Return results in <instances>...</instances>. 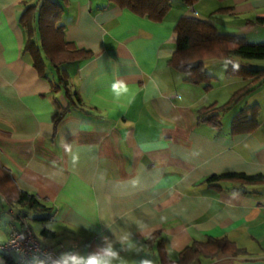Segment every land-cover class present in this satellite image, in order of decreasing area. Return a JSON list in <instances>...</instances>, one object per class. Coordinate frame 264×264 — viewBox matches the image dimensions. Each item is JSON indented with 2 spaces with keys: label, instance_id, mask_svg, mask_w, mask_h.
Listing matches in <instances>:
<instances>
[{
  "label": "crops",
  "instance_id": "obj_1",
  "mask_svg": "<svg viewBox=\"0 0 264 264\" xmlns=\"http://www.w3.org/2000/svg\"><path fill=\"white\" fill-rule=\"evenodd\" d=\"M51 1L62 8L58 24L64 42L90 54L59 68L81 102L55 130L52 117L67 101L62 92H50L23 54L27 35L20 17L39 0H0V165L20 190L49 208L33 212L0 201V244L10 226L20 228L23 221L41 245L59 255H86L105 237L120 249L116 237L128 233L140 249L121 252L129 264L141 259L159 264V239L168 260L175 262L192 242L208 238H225L237 253L198 264H264V192L235 183H204L226 173L264 175V85L234 107L258 108L255 129L231 134L234 115L220 114L217 130L198 123L197 111L224 105L250 80L226 76V83L216 86L208 67L222 65L210 60L204 69L214 80L204 90L166 66L180 17L206 22L219 34L248 43H264V27L253 22L264 18V0H196L190 7L170 0L160 23L108 0ZM224 9L228 12L216 13ZM235 64L264 69L251 61ZM47 74L56 80L50 67ZM118 81L129 89L119 100L112 91ZM42 230L53 236H41ZM155 233L159 238L148 246L146 240Z\"/></svg>",
  "mask_w": 264,
  "mask_h": 264
},
{
  "label": "trees",
  "instance_id": "obj_2",
  "mask_svg": "<svg viewBox=\"0 0 264 264\" xmlns=\"http://www.w3.org/2000/svg\"><path fill=\"white\" fill-rule=\"evenodd\" d=\"M63 2V0H57ZM121 9L145 18L154 23H160L171 9L170 0H108ZM185 6H192L196 0H180ZM224 1V0H217ZM228 10H218L216 13H227ZM62 8L51 0H39L37 5L27 6L20 17V23L26 33V42L23 54L28 57L32 68L38 77L46 80L50 92H62L67 106L52 117L54 130L69 109L80 104L77 93H71L68 87V76L59 68L65 64L83 61L90 57L88 52L76 50L72 45L64 42L63 29L59 26ZM254 24L264 27V18H257ZM176 36L175 47L166 66L184 76V81L193 85H203L204 90L210 89V82L214 79L207 76L204 62L210 60L225 61L229 65L225 76L250 80L246 87L235 92L228 102L217 107L212 105L197 111L198 123H206L215 129H220L219 115L227 113L231 108L241 102L245 96L251 94L264 83V69H235L233 65L237 60L252 61L264 60V43H248L243 38L233 35L219 34L215 28L203 21L180 17L174 28ZM50 67L56 75L52 81L47 68ZM258 108L252 106L240 110L230 121V133L241 134L252 132L256 125ZM204 183L210 187L219 183H235L241 188L260 187L264 192V175H245L241 173H226L212 175ZM0 198L7 205H16L33 212H47L45 207L34 195L20 190L11 174L0 165ZM48 219V218H46ZM41 236L48 238L53 234L47 230L41 231ZM159 233L152 234L146 244L159 238ZM158 252L159 264H198L202 259H214L218 255H235L237 253L233 244L225 238H208L204 242H192L184 248L175 262L166 257L162 240L155 245ZM3 257V256H2ZM3 264H15L12 259L3 257ZM21 263L23 262L20 260Z\"/></svg>",
  "mask_w": 264,
  "mask_h": 264
},
{
  "label": "clouds",
  "instance_id": "obj_3",
  "mask_svg": "<svg viewBox=\"0 0 264 264\" xmlns=\"http://www.w3.org/2000/svg\"><path fill=\"white\" fill-rule=\"evenodd\" d=\"M233 67L238 69L239 65L234 64ZM112 91L117 100H119L123 95L128 94L129 89L123 81H118L113 83ZM67 150L71 151L70 148ZM72 159L75 162L76 156L73 155ZM116 242L120 244V249L115 247L114 240L105 237L102 245L98 246L96 250L90 251L86 255L75 251L64 252L54 258L53 264H129V261L121 252L123 250H134L139 253L140 251L130 239L128 233H123L116 237ZM140 264H152V261L150 259H141Z\"/></svg>",
  "mask_w": 264,
  "mask_h": 264
},
{
  "label": "built area",
  "instance_id": "obj_4",
  "mask_svg": "<svg viewBox=\"0 0 264 264\" xmlns=\"http://www.w3.org/2000/svg\"><path fill=\"white\" fill-rule=\"evenodd\" d=\"M0 256L6 259L16 256L25 263L38 261L41 264H53L54 258L59 254L53 249L41 245L27 224L22 223L20 228L10 227L8 239L0 244Z\"/></svg>",
  "mask_w": 264,
  "mask_h": 264
},
{
  "label": "rangeland",
  "instance_id": "obj_5",
  "mask_svg": "<svg viewBox=\"0 0 264 264\" xmlns=\"http://www.w3.org/2000/svg\"><path fill=\"white\" fill-rule=\"evenodd\" d=\"M174 1L175 0H171L172 3H174ZM177 1H179V0H177ZM179 3H180V1H179ZM187 11H189V9H187ZM251 62L252 63H256V64H258L260 66L262 65V67H264V60H252ZM218 63H220L223 68L222 67L219 68V66H209L208 67V73H209V75L215 77L216 80L214 82V85H216V86H219V85L222 86V85H224L226 83L225 82L226 81L225 80L226 79V76H225V72H224L225 62L221 61V62H218ZM225 71H226V69H225ZM262 85H264V83H262ZM218 91L219 90H216L215 93L218 92ZM220 94H222V92H219V95ZM246 97L247 96H245L244 99ZM260 99H261V101L264 100V94L261 95ZM239 110H242V109H235L233 107V108H231V110L228 111V113L231 114L230 116H232V115L235 116L239 112ZM0 201L3 203V201L1 200V198H0ZM22 223H25V222L22 221Z\"/></svg>",
  "mask_w": 264,
  "mask_h": 264
}]
</instances>
